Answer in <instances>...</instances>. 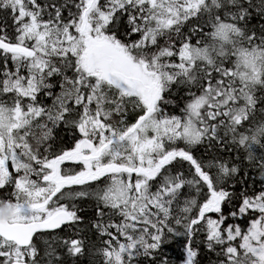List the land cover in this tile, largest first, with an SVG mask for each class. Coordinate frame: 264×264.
<instances>
[{"label":"snow or ice","instance_id":"snow-or-ice-1","mask_svg":"<svg viewBox=\"0 0 264 264\" xmlns=\"http://www.w3.org/2000/svg\"><path fill=\"white\" fill-rule=\"evenodd\" d=\"M0 264H264V0H0Z\"/></svg>","mask_w":264,"mask_h":264},{"label":"trees","instance_id":"trees-1","mask_svg":"<svg viewBox=\"0 0 264 264\" xmlns=\"http://www.w3.org/2000/svg\"><path fill=\"white\" fill-rule=\"evenodd\" d=\"M60 135H61V137L70 138V133H67V132H65V131H61V132H60Z\"/></svg>","mask_w":264,"mask_h":264}]
</instances>
